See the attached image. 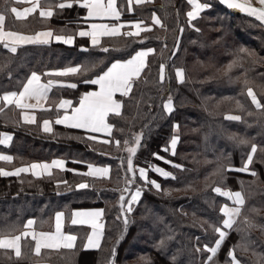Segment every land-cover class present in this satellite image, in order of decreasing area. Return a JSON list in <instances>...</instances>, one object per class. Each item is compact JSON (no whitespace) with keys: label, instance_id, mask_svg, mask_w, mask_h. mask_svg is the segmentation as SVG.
<instances>
[{"label":"trees","instance_id":"trees-1","mask_svg":"<svg viewBox=\"0 0 264 264\" xmlns=\"http://www.w3.org/2000/svg\"><path fill=\"white\" fill-rule=\"evenodd\" d=\"M60 2L41 0L40 4L48 7ZM199 2L210 7L200 11L191 23L186 15L192 8L189 0H152L134 6L131 17L147 26L155 12L164 27H146L138 36L105 37L98 47L87 52L78 51L77 44L66 47L54 43L22 46L10 53L0 44V65L6 64L0 70V94L18 92L33 71L45 77L51 69L96 65L91 73L65 77L76 87L54 88L49 97L53 106L64 97L76 104L91 87L85 81L106 70L115 60H126L140 48L154 49L142 76L134 82L130 98H120L122 114L109 118L113 128L107 143L91 141L72 131L59 137L42 135L36 126H21L16 109L8 107L0 113V133L14 134L7 150L14 158V166L62 158L68 164L80 163L76 164L80 168L87 164L110 168L104 179L67 172L39 179L0 175V234L22 232L29 218L34 220V229L48 231L53 214L59 210L68 216L73 209L98 207L103 209L105 220L103 239L95 251L86 252L77 245L72 251H43L34 255L32 239L24 237L21 256L16 259L0 250V264H108L109 260H114V264H204L210 255L204 245L212 246L218 237L210 225L220 224V207L228 203L212 190L217 186L240 191L245 203L239 217L242 231L229 230L211 264H227V251L234 245L243 264H264V152L260 151L264 147V114L251 103L244 85L247 79L264 103V28L252 19L228 12L216 0ZM83 15L84 9L77 5L54 7L53 16L48 18L40 17L37 9L22 20L14 21L10 16L6 29L33 34L51 28L53 33L68 34L84 26ZM241 49L254 52L255 59ZM161 63L165 65L163 81ZM177 67L184 70L183 81L176 79ZM169 95L173 111L168 114L163 102ZM174 123H178V129L173 128ZM136 134H140L141 140L133 155V176L126 171L128 152L124 141L133 143ZM173 134L179 135L174 155L170 149ZM241 139L248 143H238ZM253 143L258 149L250 171H239ZM153 153L183 167L176 168ZM150 165L172 172L173 177H162L150 170ZM139 168L148 169V180H156L160 189L146 184L138 175ZM251 170L257 175L253 176ZM126 178L132 183L128 184ZM58 181L69 184V190L56 186ZM81 182L88 186L75 189ZM137 187L141 196L133 203L132 212L127 213L125 224L119 198L122 190L127 189L126 208L129 193ZM244 216L257 226L243 230ZM10 225L15 226V232H7L6 226ZM161 240L164 245L158 247ZM245 242L247 251L243 250Z\"/></svg>","mask_w":264,"mask_h":264},{"label":"snow or ice","instance_id":"snow-or-ice-1","mask_svg":"<svg viewBox=\"0 0 264 264\" xmlns=\"http://www.w3.org/2000/svg\"><path fill=\"white\" fill-rule=\"evenodd\" d=\"M21 0H3L0 3V41H5L4 46L9 49L10 52L15 53L17 51V46L21 44L27 43H48L49 39L54 36L53 30L51 28L46 29L44 31L36 32L34 35H26L20 31H14L11 29L6 30V22L8 18L11 16L14 21L22 20L26 18L30 13H34L39 9V15L41 17H51L54 14V7H58L60 9L65 8V6L71 7L73 3L81 4L84 8L87 9L88 17H103V16H112L117 20L120 17V12L115 7V0H108L107 4H104L102 0H62L59 4L55 6L43 7L39 3V0H23L24 3H28L27 7H18ZM146 2V0H135L136 4H141ZM222 3L227 5V7L232 9H238L239 11L246 13L250 16L256 17L259 21L264 23V0H258L259 6H253L250 0H221ZM133 0H128V11H133L132 7ZM189 3L192 5V10L187 12V16L189 18V23H191L192 19L195 18L199 12L204 9L210 7V5L206 3H200L199 0H189ZM152 20L155 24L164 25L161 23V20L156 15L155 12L152 13ZM125 23L133 25L135 27L134 32L124 33L128 36L139 35V33L143 30L141 28L142 21L134 20V21H126ZM122 24L112 23V24H93L91 30L85 31L83 29L79 30L78 35L80 36H89L91 37V43L93 45L99 44L98 36L100 35H115L118 33L119 29L122 27ZM148 29L153 27L152 24L146 26ZM182 30V29H181ZM55 40L63 41L65 44L73 43L72 35H55ZM104 51H108V49H104ZM242 52H247L248 56L253 57L255 59L256 54L252 51L241 49ZM154 49L151 47L148 48H140L138 51H135L134 54L130 55V57L126 60H115L111 63L110 66L106 68V70L101 71L99 74L94 75L91 79L90 83L94 85H98L99 87L95 90H90L84 92L79 101V106L72 109L71 113L65 111L63 115L57 114L56 123L58 124H71L75 128L81 129H90L95 132H109L113 128V124L108 123L106 121V116L109 113H114L117 115L122 114V100L114 98L115 93H120L122 97H129L130 92L134 88L135 78H138L141 75L142 69L145 67L146 58L149 53H153ZM96 67L95 64L92 65H80L77 64L74 67H64V68H56L49 70L50 73H55L59 76H67L68 74H79L80 72L91 73L92 70ZM6 68L5 65H0V70ZM175 74L177 81L184 80V70L182 68H175ZM10 75V73H9ZM41 73H37L33 71L31 75L27 77L25 83H23L22 89L17 91H5L0 94V101L3 102V105L6 107L7 105L14 104L17 108L27 109V108H44L45 105L40 103L41 100L47 97V94L52 85H62L66 83L65 80L61 79H49L47 83L41 81ZM165 78V65L163 63L160 64V80L163 81ZM88 83L89 81H85ZM244 85L246 87L247 95L251 98V103L255 105L257 109L260 110L261 114H264V103L258 99L256 93L253 90V87L249 85L247 79L244 81ZM71 87L75 88L76 84H71ZM27 100H35L36 103L26 102ZM70 101L61 99L58 104L55 105L57 109L64 108L66 105H69ZM239 104V102H238ZM48 107H52V105H48ZM164 111L171 113L173 111V101L171 95L168 96V99L163 102ZM4 111L3 107H0V113ZM24 118L26 120H30L31 122H35V114H24ZM229 119L238 120L240 117L238 116H229ZM44 131L50 132L52 131L50 127V121L45 119L43 121ZM178 123L173 124L174 129H178ZM96 139V137H93ZM11 140V134L9 133H0V144H7ZM141 136L140 134H136L134 136V142L130 143L129 140H125L124 144L126 146L125 150L128 152L127 157V172H132L133 176H135L134 165H133V155L135 154L137 147L140 144ZM179 140V135L173 134L170 140V145L173 150V155L175 154V149L177 142ZM241 144H247L248 141L241 139L238 141ZM116 144L119 145L120 141L117 140ZM258 145L253 143L251 145V150L247 153V159L243 161V166L239 169V171L249 172V165L253 162L254 154L257 152ZM165 151H168V148H164ZM261 152H264V147L260 148ZM153 156L158 157L160 160H164L168 164H172L176 168H182L183 165L176 164L174 161L167 160L164 156H160L158 153H153ZM13 157L0 153V160L3 161H11ZM63 161L53 160L51 165L46 162H33L30 166L24 165L21 167H16L12 169L11 172L5 170V168L0 167V175L8 176V175H19L22 172L31 171L33 175H40L36 169L48 170L52 165L57 167L63 166ZM151 169L157 172L162 177H173V173L170 171H166L164 168L158 165H150ZM232 166L229 165V168ZM89 173L88 175L96 176H105L108 173V167L97 168L96 166L89 164ZM94 169V170H93ZM75 171V170H73ZM148 169L139 168L140 176L145 180L146 184L150 183L156 189H160L161 185L156 180H148L147 177ZM217 171H222V169H217ZM252 171V175L256 176V172ZM127 180V178H126ZM57 183H60L58 181ZM128 184H131V180H127ZM88 185L86 183L77 184V188H84ZM214 192L219 193L223 196L228 197L233 201L234 206H229L228 204H224L220 207V212L223 213V219L220 221L219 225H210L213 228L214 233L218 234V237L215 238L214 244L209 246L207 243L204 245V248L207 250L210 255L204 261V264H211V261L216 256L218 250L221 245L224 243L225 238L229 234V230L236 228L238 232H241L242 229L240 227L239 217L243 214V206L245 203L244 197L240 191L232 192L221 187H214L212 189ZM127 189L122 190L121 196L119 198L120 209L125 213V224L127 223V213L132 212V205L134 202L138 201L141 196V190L137 188L135 192L129 193L130 198L127 200V207L125 208V193ZM100 209L96 210H87L88 213H100ZM56 223H55V231L54 232H37L35 230L28 232L23 231L19 232L15 235H5L0 234V248L12 249L15 252L17 257L21 256V244L20 241L23 237L31 236V239L35 242L34 245V253L39 255L41 253L42 248L49 249H58L61 246L67 249L74 248V241L76 240V236L71 233H66L62 231V216L63 213L57 212ZM77 216H82L86 218H77ZM72 224H91L93 226L94 232L88 236V243L84 244V248H96L99 247L98 241L94 239V235H98L95 233V229L99 227V225L94 223V216L80 212L73 213V218L71 220ZM34 224V220L29 218L24 225V228L27 229L31 225ZM244 229H249L255 227V223L249 219V217L244 216L243 218ZM7 232H15V226H6ZM243 239V237H242ZM118 243V241H117ZM164 241L161 240L158 243V247H163ZM235 247H230L226 254L227 264H243V262L236 256ZM199 251V249H197ZM243 250H248V243L245 242L243 245ZM116 255L115 246L111 249V256L114 258ZM175 260V257L172 258ZM264 260V257H262ZM39 264V262H37ZM108 264H114V260H109Z\"/></svg>","mask_w":264,"mask_h":264},{"label":"crops","instance_id":"crops-1","mask_svg":"<svg viewBox=\"0 0 264 264\" xmlns=\"http://www.w3.org/2000/svg\"><path fill=\"white\" fill-rule=\"evenodd\" d=\"M41 2V0H39V3ZM102 2L104 4H107L108 0H102ZM152 0H146V2H143L141 4H136L135 3V0H133V3H132V7L134 6H139V5H145V4H149L151 3ZM201 3V2H200ZM72 5H77L81 8L84 9V15H83V19L86 21L84 23V26L79 28V29H76L68 34H58V35H72L73 36V43L71 44H65L63 41H57L55 40L54 36L57 35L56 33H54V36L52 38L49 39V42L48 43H27V44H21V45H18L17 46V49L22 47V46H27V45H50V44H61L63 46H66V47H72L74 45L77 44V50L80 51V52H87L88 49L90 48H95V47H98L101 42H102V39L105 38V37H115V36H119V35H122L124 33H127V32H134L135 31V27L133 25H130V24H127L125 23L126 21H134V20H140L138 18H133L131 17L132 16V13L133 11H128V0H115V7L117 8V10L120 12V17L119 19L117 20L115 17H112V16H103V17H88L87 16V9L84 8L81 4H76V3H73ZM18 7H27L29 6L28 3H24L23 0H21V2L19 4H17ZM192 6V5H191ZM65 8H69L68 6H65ZM192 10V8H191ZM203 10V9H202ZM201 10V11H202ZM39 11V9H38ZM200 13V12H199ZM32 13H30L29 15H31ZM28 15V16H29ZM157 15V14H156ZM27 16V17H28ZM158 16V15H157ZM26 17V18H27ZM41 17V16H40ZM159 17V16H158ZM42 18H48V17H42ZM25 19V18H23ZM160 19V18H159ZM142 21V20H140ZM142 25H141V28L143 30H145L146 26L144 24V21H142ZM112 23H119V24H122L123 26L119 29L118 33L115 34V35H100L98 36V40H99V44L97 45H93L91 43V37L89 36H80L78 35V32L79 30L83 29L85 31H89L91 30V27L93 24H112ZM162 23V21H161ZM150 24L153 25V27H157V28H160L162 29L163 27L161 25H157L153 22L152 20V15L150 17ZM147 29V28H146ZM8 30V29H6ZM46 29H42V30H39V31H44ZM142 30V31H143ZM37 31V32H39ZM141 31V32H142ZM140 32V33H141ZM36 33V32H35ZM35 33L33 34H26V35H34ZM139 33V35H140ZM125 35V34H124ZM133 36H137V35H133ZM0 44L8 51L9 49H7L4 44H5V41H0ZM10 53H13V52H10ZM152 53H149V55H151ZM148 56L146 58V64H145V67L142 69V72H141V75L138 77V78H135V81L138 80L146 66H147V60H148ZM113 63V62H112ZM111 65V64H110ZM109 65V66H110ZM75 65L73 66H68V67H74ZM31 75V74H30ZM45 77H42L41 75V81L44 82V83H47V81L49 79H61V80H65L66 83L62 84V85H52L48 94H47V97L43 100L40 101V103H43L45 105L44 108H27V109H21V108H17L14 104L12 105H7L6 107L3 105V102L0 101V107H3L4 109L8 108V107H12L14 109H16V111L18 112V123L23 126V127H32V126H36L38 128V131L40 134L42 135H55L56 136H61L62 134H68L69 131H72V132H80L82 133L83 135L86 136V138L90 139L91 141H94V142H103V143H107L109 141V137L111 136L112 134V129L110 130V133L109 132H95V131H92L90 129H81V128H75L73 127L71 124H58L56 123V115H50L49 112L51 111H56V112H59V115H63L65 113V111H67L68 113H71L72 109L76 108L79 106V101L80 99L78 100V102L76 104H72V100L67 98V97H64V98H61V99H64V100H68L70 101V104L69 105H66L64 108H60V109H57L55 107L56 104H58L60 102V100H58L57 102L54 103V106L51 104L50 102V94L52 92V90L54 88H73L71 87L70 85L73 84L71 81H68L67 79H65V77H70L74 74L70 73L68 74L67 76H59L55 73H50L49 71L45 73ZM27 80V79H26ZM91 81V80H90ZM90 81L88 82V84L91 86L87 91H90V90H95L97 89L99 86L98 85H94L92 83H90ZM134 81V82H135ZM26 82V81H25ZM23 87V86H22ZM22 89V88H21ZM85 91V92H87ZM84 93V92H83ZM82 93V94H83ZM114 98L116 99H120L122 98L121 94L120 93H115L114 94ZM121 100V99H120ZM26 102H29V103H36L35 100H27ZM48 105H52V107H48ZM122 111V109H121ZM22 113L24 114H30V113H34L35 114V122H31L30 120H26L24 118V115H22ZM168 113V112H166ZM169 114V113H168ZM41 115V117H40ZM112 116H118L117 114H114V113H109L108 116H106V121L108 122L109 118L112 117ZM45 119H48L50 121V127L52 129V131L50 132H46L44 131V126H43V121ZM2 133H9L11 134V140L7 143V144H0V153H3V154H6V155H9L11 157H13L11 154L8 153V148L11 146L12 144V141L14 139V134L11 133V132H2ZM93 137H96V139H93ZM170 149H171V153H173V150L171 148V145H170ZM14 158L11 160V161H3V160H0V165L5 168V170L11 172L12 169L16 168V167H21V166H24V165H19V166H14L13 165V161ZM53 160H60V161H63V166L62 167H57L55 165H52L48 170H43V169H36L37 172L40 173V175H33V173L31 171L29 172H22L20 173L19 175H15V174H12V175H8L7 177H18L20 175H25V176H29L33 179H39V178H43V177H48V176H52L54 174H58V173H68V174H72V175H78V176H83V177H89V178H92V179H104V178H107L109 173H110V168L108 167V173L107 175L105 176H100V175H96V176H92V175H88L89 173V168H88V165H85V167L83 166V168H80V167H77L78 165L76 164H80L76 161H71L72 164H68L66 160L62 159V158H52L50 160H45V161H32L30 163H27L25 165H31L33 162H37V163H40V162H46L48 163L49 165H51V162ZM94 166H96L97 168H104L106 167V165H98V164H92ZM150 170L154 171L153 169L149 168ZM75 170V171H73ZM94 170V169H93ZM155 172V171H154ZM157 173V172H156ZM138 175L139 177L145 182V180L140 176L139 174V170H138ZM81 183H85V182H81ZM81 183H78V184H81ZM60 186L62 187V189H68L70 188L69 184H67L65 181L64 182H60V183H56V186ZM77 185V184H76ZM76 185L74 186L75 189L77 190H81V189H84V188H77ZM140 189V187H137ZM137 189H135L134 191L132 192H135ZM230 207L231 206H234L233 204V201L230 200L228 197L224 196ZM224 205V204H223ZM222 205V206H223ZM96 209H100V213L98 214H95V213H88L87 210H96ZM57 212H61L63 213V216L61 218L62 220V231L66 232V233H71L73 235L76 236V240L73 242L74 243V248L73 249H67V248H64L63 246H61L60 248L58 249H49V248H42L41 249V252L43 251H48V252H58V251H72L75 249V247L77 245L80 246V248L86 252H90V251H95L97 250L99 247H100V244L102 242V239H103V235H104V230H105V220H104V211L102 208H98V207H93V208H78V209H73L71 210V212L69 213L68 216H66L65 212L63 210H59V211H56L53 216H52V226H51V229L48 230V231H44V232H54L55 231V223H56V216L55 214ZM80 212H84L87 214H90L92 216H94V223L99 225V227H97L95 229V233H97L98 235H94V239H96L98 241V244H99V247H96V248H87L85 249L84 248V244L85 243H88V236L90 234H93L94 232V229H93V226L91 224H72L71 223V220L73 218V213H80ZM223 215V213H222ZM77 218H86L85 217H82V216H77ZM27 222V221H26ZM25 222V223H26ZM24 223V225H25ZM34 225V224H33ZM33 225H31L29 228L25 229L23 231H28V232H31L33 230L37 231V232H41V230H37V229H34ZM22 231V232H23ZM29 238H31V236H28ZM24 238V237H23ZM22 238V239H23ZM21 239V241H22ZM21 241H20V244H21ZM33 242V245H32V251L34 249V245H35V242L32 240ZM1 251H6V252H9L12 254V257L13 258H18L16 255H15V252L14 250L12 249H5V248H0ZM33 254L36 255L33 251Z\"/></svg>","mask_w":264,"mask_h":264},{"label":"water","instance_id":"water-1","mask_svg":"<svg viewBox=\"0 0 264 264\" xmlns=\"http://www.w3.org/2000/svg\"><path fill=\"white\" fill-rule=\"evenodd\" d=\"M216 2L221 6L223 7L225 10H227L228 12L232 13V14H237V15H240V16H244V17H247L249 19H252L254 20L255 22L259 23L263 28H264V23H262L261 21H259L256 17H253V16H250L246 13H243L241 11H239L238 9H232V8H229L227 7V5H225L224 3L221 2V0H216ZM251 2V1H250ZM252 3V2H251ZM253 6H259L258 3L254 4L252 3Z\"/></svg>","mask_w":264,"mask_h":264},{"label":"bare ground","instance_id":"bare-ground-1","mask_svg":"<svg viewBox=\"0 0 264 264\" xmlns=\"http://www.w3.org/2000/svg\"><path fill=\"white\" fill-rule=\"evenodd\" d=\"M252 3L256 4L258 3V0H250Z\"/></svg>","mask_w":264,"mask_h":264},{"label":"rangeland","instance_id":"rangeland-1","mask_svg":"<svg viewBox=\"0 0 264 264\" xmlns=\"http://www.w3.org/2000/svg\"><path fill=\"white\" fill-rule=\"evenodd\" d=\"M223 196V195H222ZM224 197V196H223ZM153 229H155L156 230V228L154 227Z\"/></svg>","mask_w":264,"mask_h":264}]
</instances>
